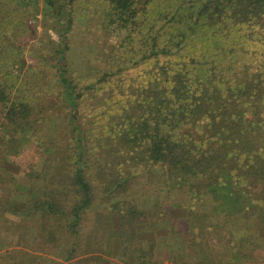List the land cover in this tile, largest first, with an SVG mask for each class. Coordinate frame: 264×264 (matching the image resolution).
<instances>
[{
  "label": "trees",
  "instance_id": "obj_1",
  "mask_svg": "<svg viewBox=\"0 0 264 264\" xmlns=\"http://www.w3.org/2000/svg\"><path fill=\"white\" fill-rule=\"evenodd\" d=\"M102 1L99 44L107 62L108 45L120 55L85 77L69 42L82 0H0V230L54 246L70 233V261L97 208L133 264L166 255L178 264L184 253L191 264L258 262L264 0ZM28 11L59 32L58 53L37 56L40 70L9 36ZM212 241L221 249L202 253Z\"/></svg>",
  "mask_w": 264,
  "mask_h": 264
},
{
  "label": "rangeland",
  "instance_id": "obj_2",
  "mask_svg": "<svg viewBox=\"0 0 264 264\" xmlns=\"http://www.w3.org/2000/svg\"><path fill=\"white\" fill-rule=\"evenodd\" d=\"M82 2L88 6V10L83 11L82 5H79L78 18L75 22L69 42L70 54L73 55L75 58L74 61L77 62L75 64L79 73L86 77L105 69L108 67V64L110 66L115 64L118 61L116 55L120 54L118 52L115 53L112 46L108 45L107 48L109 53L107 55H110L108 60L110 61L109 63L106 58H104L102 47L99 44L103 36H105V32L103 29L98 31L96 26L99 20L94 16V12H99L104 8V2L102 0H82ZM157 4V7L155 6L149 15L151 22L156 21L158 11L163 8L160 6L162 4ZM28 15L29 18H25V22L17 18L13 20L14 25L12 31L9 32V36L12 37L11 43H15L16 47L24 53L28 66L40 70L41 67L38 65L37 56L41 55L42 51H44L46 57L49 54L55 55L58 53L60 43L59 32L57 29L50 28L51 24L45 22L41 13L36 14L34 11H28ZM138 45H140L139 41L134 44V47L136 48ZM2 121L3 119L1 117L0 125ZM34 155L35 153L33 152L25 155V157ZM2 166L8 170L13 167V164L9 162L8 158H5ZM140 187H143L142 184ZM3 188L4 195L9 198L12 193L9 185H5ZM142 191V189L138 190L137 194L133 195V197L138 199L142 196V194L140 195ZM143 192H145V190ZM148 195V198L152 200L155 198L150 194ZM184 197L185 195L176 193L171 195V200L182 202L185 201ZM92 211L93 213L91 212L83 222L81 228L82 237L77 243L81 247L78 248V252L74 254L72 260L65 261L64 258L67 251L71 248V241L76 240L70 233H58L60 241L54 246L51 244L42 245L37 242L34 243V237L30 239V235L27 231L20 232V235H13L12 233L0 230V264H14V262H20V264H133L132 260L127 261V257L120 256L121 250L117 238L119 233L111 232V238L108 239L109 236L107 237L104 232L105 227L104 225L102 226L100 222L102 219L101 213L98 212L97 208ZM1 225L7 229H10L9 226L11 225L12 228L15 227L14 222ZM33 235L34 234H32V236ZM237 235L240 238L243 232H238ZM263 241L264 239L261 240V245ZM143 244H146V239L143 241ZM200 246L202 249L204 248L202 253L206 250L209 251L215 246L217 249H221L216 241H212V243L207 244V246L205 243ZM15 251H20V254H18V252L15 253ZM257 252L259 253V261L252 264H264V250L259 249ZM168 256L166 255V257L162 258V260L164 259V264H173L169 262ZM180 260L184 262L178 264L192 263L187 253H184L183 256L179 258V261ZM218 262H220V260H218Z\"/></svg>",
  "mask_w": 264,
  "mask_h": 264
}]
</instances>
